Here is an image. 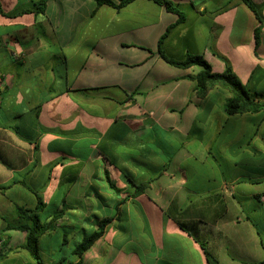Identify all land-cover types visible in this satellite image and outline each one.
<instances>
[{"label":"crops","instance_id":"1","mask_svg":"<svg viewBox=\"0 0 264 264\" xmlns=\"http://www.w3.org/2000/svg\"><path fill=\"white\" fill-rule=\"evenodd\" d=\"M38 1L0 0V264H36L7 229L18 208L49 223L43 264L262 263L264 113L227 115L226 89L200 97L201 68L162 59L177 21L164 7ZM168 1L186 18L163 55L215 74L226 60L264 100V0H250L260 21L242 0Z\"/></svg>","mask_w":264,"mask_h":264},{"label":"trees","instance_id":"2","mask_svg":"<svg viewBox=\"0 0 264 264\" xmlns=\"http://www.w3.org/2000/svg\"><path fill=\"white\" fill-rule=\"evenodd\" d=\"M97 6L108 5L115 7L116 9H121L124 6L130 4L134 0H118V5H115L110 0H94ZM158 6L164 7L167 12L175 14L177 16V21L174 25L167 28L165 34L161 37L158 42V48L162 59L170 66L188 69L190 67H200L201 70L195 75L189 78L195 82L196 93L200 97H204L209 90L214 87H221L226 89L230 97L227 100L224 110L229 116L242 115L246 113H264V100L260 101L252 96L244 85L236 78L232 73L229 65L226 62L225 71L221 74L212 73L210 66L206 63L202 56L199 55H187L182 60H172L163 55L160 50L161 43L163 39L167 36L170 30L174 27L185 22V13L178 3H173L168 0H149ZM46 0H40L34 4V12L42 13L45 7ZM242 2L256 15L260 21V14L256 6H254L250 0H242ZM258 29L255 30V41L258 42L257 37ZM147 186L146 184L137 185L136 188L143 191ZM41 206V203H39ZM17 214V225H7V229L19 230L26 233L24 248L30 253L32 258L35 260L36 264H43L41 257L38 253V240L39 237L47 232L49 229V223H41L33 211L24 210L18 208ZM55 218V217H54ZM100 223L97 231L93 232L91 235L86 236L79 244L76 245L73 251V255L80 258L82 254L103 234V224ZM183 228V227H182ZM203 246V245H202ZM78 261L75 264H79ZM72 264V263H71ZM74 264V263H73ZM260 264H264V261Z\"/></svg>","mask_w":264,"mask_h":264},{"label":"built area","instance_id":"3","mask_svg":"<svg viewBox=\"0 0 264 264\" xmlns=\"http://www.w3.org/2000/svg\"><path fill=\"white\" fill-rule=\"evenodd\" d=\"M0 89H1V80H0ZM2 249V241H0V250Z\"/></svg>","mask_w":264,"mask_h":264}]
</instances>
